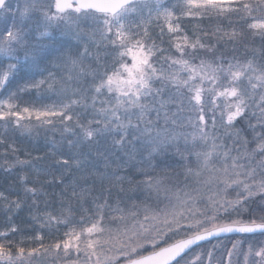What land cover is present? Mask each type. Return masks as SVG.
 Returning <instances> with one entry per match:
<instances>
[{"label":"snow or ice","instance_id":"6c2138e0","mask_svg":"<svg viewBox=\"0 0 264 264\" xmlns=\"http://www.w3.org/2000/svg\"><path fill=\"white\" fill-rule=\"evenodd\" d=\"M229 14H236L264 40V0H0V20L5 21L0 26V121L24 130H30V124L21 121L35 120L41 126L58 121L65 125L64 132L76 137L67 141L70 149L103 140L110 141L113 149H126L129 159L139 155V163L146 162L149 170L141 169L144 179L135 182L143 185L156 205L133 202L126 211L102 199L94 202L93 215L75 223L70 209L62 208L59 216L47 213L41 227L63 224L68 231L49 247L44 246L42 235L37 236L39 248L30 250L13 242L11 234L18 229L11 224L0 232V264H25L41 249L66 256L71 250L77 257L73 264H78L81 254L83 264H203L201 253L195 250L211 238L228 233L264 234V133H257L250 142L243 127L245 114L254 108L259 115L256 111L250 114L264 128V63L223 57L197 62V51L209 48L201 41V35L208 33L194 28L190 37L182 27L187 18ZM153 26L159 29L160 44L151 35ZM52 29L78 42L87 38L97 48H110L111 63H101L97 54L96 67L85 66L88 47L73 56L70 46L55 43ZM165 35L175 55L165 54L168 50L161 47ZM223 35L235 38L241 34L233 29ZM50 58L53 67L67 68V80L78 85L88 78L90 82L86 87L62 85L66 99L59 103L25 106L24 93L45 86L51 90L57 82L51 71L44 79H32L47 71L41 65ZM14 83L17 86L12 90ZM166 90L168 98L164 99ZM170 103L190 113L182 126L191 131L177 133L157 126L161 109ZM77 106L86 113L83 121L80 113H74ZM218 127L223 131L218 132ZM249 143L255 144L251 150ZM169 149H173L171 156ZM81 155L70 153L59 164L64 168L71 167L70 161L78 168L90 164ZM256 155L262 158L259 173L250 163ZM104 159L109 167L108 157ZM177 167L183 168L185 181L194 178L197 187L185 183L173 188L165 183L171 179L167 173ZM156 168L165 175L153 176ZM115 178L121 185L133 183L128 176ZM25 191L35 195L38 190ZM73 195L83 198L85 192L73 191ZM0 201H8L2 192ZM253 201L255 207L250 206ZM15 207L20 203L15 202ZM241 243L237 241L232 248ZM248 251L259 258L253 264H264V246L254 249L249 245ZM205 255L211 264L212 252Z\"/></svg>","mask_w":264,"mask_h":264},{"label":"rangeland","instance_id":"374dc122","mask_svg":"<svg viewBox=\"0 0 264 264\" xmlns=\"http://www.w3.org/2000/svg\"><path fill=\"white\" fill-rule=\"evenodd\" d=\"M171 2L178 3L179 0H171ZM212 17L219 22V25H217L215 28L216 30L219 29L220 34H222L224 31L231 33L232 30L235 29L241 35L235 37V41L230 42V44H232V48L226 45V43L223 44L221 39H217L214 44L209 45V48L197 52L196 58L213 59L214 57H212L211 55L214 54L215 56L217 55L218 57H223L226 61L235 59L243 62L248 59H254L257 63H264V40H262L258 35H254L251 30L247 29L246 24L243 20H240L236 14ZM188 19L189 18L185 19L183 23L188 25ZM4 23L5 21L0 20V26H2ZM51 31L55 43L58 45H62L63 47L70 46L73 56H75L76 51L83 52L84 46L88 47L89 53L83 60L85 66L91 65L92 67H96L97 54H99V60L101 63H111V59L107 55V53H110L112 51L110 48L106 49L103 45L97 48L87 38L83 39L82 42H78L77 40L69 36H62L59 29H52ZM86 31L90 33V30ZM231 39L232 38L227 39L225 40V42H228V40ZM45 42L47 43L46 39ZM164 48L167 49L166 46ZM167 50V52L170 51V53L174 55L176 54L174 49L170 48ZM221 54L223 55L220 56ZM21 55L23 54L21 53ZM0 60H2V58H0ZM53 62L54 61H52V58H50L49 63L42 64L41 66L45 67L47 71H45L42 75L37 74L36 76L32 77V79H44L47 77V72L51 71L55 73L57 82L53 85V88L51 90L47 89V87L45 86L42 89H32L29 92L24 93L22 103L25 106L34 104L35 106L39 107L42 104L46 105L52 104L54 102L59 103L61 99H66V96L61 93L62 85L68 88H75L80 86L86 87L90 82V78H88L82 81L81 85H78L75 80H67L69 76L67 68H65L64 66H61L60 68L53 67ZM65 81H67V83H65ZM18 83H23V81H18ZM16 86V83L12 84V90H15ZM156 87H159V85H156ZM89 95H91V93H89ZM32 97L37 99L36 103L29 102ZM163 98H168L167 90ZM88 111L90 113V110ZM252 111H256L257 116L259 115L258 110L253 108L250 109L249 113L245 114L247 118L243 120V127L245 128L244 136H246L247 140L250 142L253 141L257 133H264V128H262L261 125L257 122V119L250 114ZM165 112L167 113L168 117L167 123H165ZM74 113H80V118L83 121L84 115L86 113L81 107H75ZM188 115H190V113H188L186 110H179L178 104H167L160 111V118L157 126L161 129L166 127L177 133L191 131L190 128L182 126L185 124V118ZM152 119L156 120V116L154 113L152 114ZM172 120L176 121L175 125L171 123ZM21 123L30 124V130H24L18 126H15L11 122L0 121V137L4 138V140L10 141L12 146L15 145V151L11 152L12 157L10 152L6 153L0 150V170L4 171L3 176L0 177V192L4 193V195L8 198V201L6 202L0 201V232L7 231L9 225L14 224L18 229L16 233L11 234V239L14 243H17L18 241L17 244H19L21 247H24L26 250H30L32 248H39L40 242L34 239L37 236L42 235L44 237L43 244L45 247H49L56 241L63 239V233L68 231V227H66L65 225L52 223L41 227V223L43 222V219L46 217L47 213H51L53 216H59L62 208L71 210L70 219L73 223H75L82 217L86 218L93 215L94 202L99 203L102 199H107L108 203L113 207H116L118 204L126 211L132 209L133 202L141 205L147 204L152 207L156 206L154 199H148L143 185L137 184L135 182L144 179V177L140 175L141 169L149 170L146 162L143 164L139 163V155H137L135 159H129L128 155L126 154V149H113L111 147L110 141L105 142L102 140L99 144L93 145H88L85 142L81 144L78 149H73V153H82L83 155L79 157L80 159H84L85 156H87V160L90 162V164L82 165L80 168H78L70 161L71 167L69 168H55V165L61 166L59 164L60 160H58L57 158L67 159L69 156V153H67L69 147L67 141H74L76 137H74L71 133L64 132L63 129L65 125L60 124L58 121L54 125L43 126L38 125L35 120H32L31 122L21 121ZM66 124L69 127H73L72 121H67ZM250 124L254 126V128L252 127L251 129V127H249ZM75 130L76 129L73 127V131ZM217 131L220 132L219 127L217 128ZM48 134H51L50 138L44 137ZM63 140H66L67 146L61 145ZM32 142L35 145L43 142L41 146L43 148L48 142L51 143V145H48L47 147L49 155H38L34 156L33 158H28L29 156H27V154L22 155L18 153V151H22L23 149H25L22 148L23 145L33 146ZM225 143L231 145V142L225 141ZM182 144L183 141L181 140V146ZM254 147V143L248 144L249 150ZM168 151L169 156H171L173 149H169ZM105 156L108 157V161L110 162L109 167H105ZM261 159L262 158L259 155H256L255 158L250 162L252 167L257 168L258 173V165ZM9 160L11 161V163L8 162ZM18 161H25L26 163L20 164ZM154 163H158V160L154 161ZM192 166L194 167L195 165ZM183 171L184 170L182 167H177L170 170L167 175L171 177V179L165 181V183L171 185L173 188H175L177 184L180 187H183L185 183H188L190 187H197L194 178L190 177L187 181H185ZM114 174L119 176H128L133 180V183L129 184L127 182H124L121 185V183L115 178ZM151 174L153 176L165 175V173L161 171L160 168H156L155 171L151 172ZM88 175L101 178H96L92 181L93 183L97 181L105 182L106 187L104 188V191L92 190L91 188L93 185H91L90 187L89 183H85L89 178ZM59 176H64L59 179L60 182L68 184H61V186L59 187L60 191L64 190L66 193H68V196H66L67 199H55L56 196L52 195L53 199H44L47 202L41 200L40 197L42 191H53L47 185L48 182L55 180V177L59 178ZM41 178H43L44 181L47 182L46 185H44L46 189L43 186L39 187L38 183ZM2 182L4 183L5 188L4 186H2ZM70 183L74 184L71 185ZM58 184L60 183L58 182ZM111 186H114L117 189L115 193L111 192L112 195L109 194V187ZM121 187L123 188V191H121ZM26 188H36L38 191L35 195H33L32 193L26 192ZM59 188H56L54 190H59ZM78 188L81 190V192H85L83 198L80 197V199H84V201H81L78 195H73V191L76 192ZM233 196L234 194L230 195V198H233ZM47 197L50 198L51 195L48 194ZM256 200H259V196H257ZM15 202L20 203L19 208L15 207ZM44 202L47 204H44ZM250 206L255 207L256 201H253ZM244 218L247 219V216H245ZM105 223H108V221L106 220ZM21 226H23V229H21ZM71 226L72 225H69V227ZM76 226L78 227V225ZM22 233L31 236L28 237L29 239L27 240V243H24L26 241L21 239ZM232 235L235 234L225 235L215 239H222L224 237ZM13 251L15 252L16 250L13 249ZM25 256H27V252L25 253ZM75 261H77V257L71 252V250L66 256L62 252L56 253L51 250L48 253H44L43 249H41L40 252L34 253L31 257H28L25 261V264H73V262ZM78 264H83L82 254Z\"/></svg>","mask_w":264,"mask_h":264},{"label":"trees","instance_id":"16d2710c","mask_svg":"<svg viewBox=\"0 0 264 264\" xmlns=\"http://www.w3.org/2000/svg\"><path fill=\"white\" fill-rule=\"evenodd\" d=\"M188 25H186V24H184V23H182V27H184V29H185V31H187V33H188V35L191 37L192 35H193V29L195 28V29H197V30H203V31H205V32H207L208 34L207 35H201V41L203 42V43H205V44H207V45H211V44H214L215 43V41L217 40V39H221L222 40V42H223V44H225L226 43V45H228V46H230L231 48H232V44H230V42H233V41H235L236 39L235 38H232L231 40H228V42H225V40H227V39H230L228 36H224L223 35V33H225L226 31H224L222 34H220V32L218 31L217 32V30H216V26L217 25H219V22L216 20V19H214L213 17H206V18H203V19H199V18H196V19H193V18H189L188 19ZM158 32H159V29H157V28H155V26H153V29H152V31H151V35L153 36V38L154 39H156V43L157 44H160L161 43V41H160V38L158 37ZM213 33H215V34H213ZM227 33H229V32H227ZM168 36L167 35H165L164 37H163V40H164V43L163 44H161V47H167V49H170V46H169V43H168ZM228 48V47H227ZM197 52H200V50H198ZM166 54H172V53H170V51L169 52H166ZM172 55H174V54H172ZM223 54H221L220 56H222ZM212 57H216L214 54L213 55H211ZM218 57V56H217ZM197 62H198V58H197ZM29 102H31V103H36L37 102V99L36 98H34V97H32L31 98V100L29 101ZM251 129H252V127H251ZM75 131H78V129H76ZM220 132H222V130L220 129ZM50 136H51V134H48V135H45L44 137H48V138H50ZM225 141L226 142H231V141H229L227 138H225ZM33 143V142H32ZM43 143V142H42ZM42 143H39V144H37V145H35L34 143L32 144L33 146H29V145H23V147L22 148H25V149H23L22 151H18V153L19 154H27V156H29L28 158H33L34 156H38V155H40V156H47V155H49V152H48V150H47V147H48V145H51V143H47L45 146H44V148L43 147H41L42 146ZM61 145H63V146H67V144H66V140H63V142H62V144ZM14 146L15 145H13L12 146V144L10 143V141H8V140H4V138H2V137H0V150H2V151H4V152H6V153H8V152H10V154H11V152L12 151H15V148H14ZM12 147H13V149H12ZM67 153H73V149H70L69 147H68V150H67ZM11 157H12V154H11ZM27 158V157H26ZM12 159V158H11ZM10 159V160H11ZM58 160H60V158H57ZM8 161L9 163H11V161ZM55 168H59V169H63V167L62 166H57V165H55L54 166ZM54 169V168H53ZM74 169V168H73ZM3 172L4 171H2V170H0V177H2L3 176ZM89 176V178L86 180V182L85 183H89L90 184V187H91V185H93L92 186V190H98V191H104V188L106 187V183L105 182H103V181H97V182H95V183H93V179H96V178H99V177H94V176H91V175H88ZM62 177H64V176H59V178H57V177H55L56 179L55 180H53V181H50V182H48V186L53 190L52 192H49V191H47V190H45L46 192H44V191H42L41 192V197H40V199L41 200H44V199H47V200H49V199H53L52 198V195H55L56 197H55V199H60V198H64L65 200L67 199V197L66 196H68V193H66L64 190L63 191H60V186H61V184L62 185H68V184H66V183H62V182H60L59 181V179L60 178H62ZM67 177V176H66ZM69 178H70V176H69ZM99 179H101V178H99ZM58 182L60 183V184H58ZM46 183L47 182H45L44 181V179L43 178H41L40 179V181H39V187H44V185H46ZM91 183H93V184H91ZM71 185L72 184H74V183H70ZM2 186H4V188H5V185H4V183L2 182ZM114 186H111V187H109V194H111L112 195V193L111 192H114L115 193V191L117 190L115 187L113 188ZM45 189H46V187H44ZM56 188H59V190H54V189H56ZM111 188H113V189H111ZM76 190V189H75ZM76 192H77V194H79V193H81V190L78 188V190H76ZM51 193H54V194H51ZM65 193V194H64ZM48 194H50L51 195V197L49 198V197H47V195ZM102 195H103V193H102ZM79 196V195H78ZM78 198V197H77ZM76 198V199H77ZM75 199V200H76ZM79 199H80V196H79ZM81 201H84V199H80ZM45 201V200H44ZM45 202H47V201H45ZM44 202V204H47V203H45ZM79 209H82V208H79ZM21 229H23V226H21ZM22 237V238H21ZM21 239L22 240H25L26 242H24V243H27V240L29 239L28 237H31V236H29V235H27V234H24V233H22V235H21ZM32 237H35V236H32ZM23 242V241H22ZM17 243H18V241H17Z\"/></svg>","mask_w":264,"mask_h":264},{"label":"flooded vegetation","instance_id":"af4514ba","mask_svg":"<svg viewBox=\"0 0 264 264\" xmlns=\"http://www.w3.org/2000/svg\"><path fill=\"white\" fill-rule=\"evenodd\" d=\"M237 241L243 243L233 249L232 245ZM249 245L254 249L264 246V234H235L202 243L195 251L201 253L203 264H209V258L205 255L209 251L212 252L211 264H253V260L258 261L259 258L249 254ZM229 252L232 253L230 257L228 255Z\"/></svg>","mask_w":264,"mask_h":264},{"label":"water","instance_id":"95a60500","mask_svg":"<svg viewBox=\"0 0 264 264\" xmlns=\"http://www.w3.org/2000/svg\"><path fill=\"white\" fill-rule=\"evenodd\" d=\"M257 233H260V232H257ZM230 234H241V233H228V234H221L219 237H222V236H225V235H230ZM215 238H218V237L211 238V240H213V239H215Z\"/></svg>","mask_w":264,"mask_h":264}]
</instances>
